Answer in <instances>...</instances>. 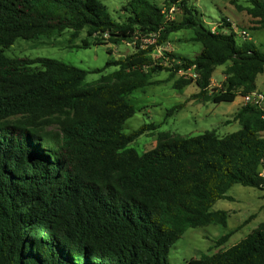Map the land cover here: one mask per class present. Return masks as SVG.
Instances as JSON below:
<instances>
[{
    "label": "trees",
    "instance_id": "16d2710c",
    "mask_svg": "<svg viewBox=\"0 0 264 264\" xmlns=\"http://www.w3.org/2000/svg\"><path fill=\"white\" fill-rule=\"evenodd\" d=\"M247 2L252 28L264 29V0ZM166 3L183 9V18H168L154 0H129L122 21L102 0H0V264H171L170 249L188 228L227 226L228 211L213 205L233 200L234 184L264 190V107L255 104L238 110L242 128L224 136L163 131L143 153L130 146L160 126L124 130L136 112L129 95L161 82L152 74L168 71L174 88L195 83L193 98L221 102L253 91L264 72V50L238 39L229 18L213 30L188 0ZM182 29H193L199 53L152 54ZM66 30L71 41L86 31L79 47L125 40L135 49L108 60L117 69L91 83L90 71L75 64L4 52L18 38ZM157 32L155 44H142ZM226 63V78L213 92L214 70ZM189 70L197 77L179 75ZM188 264H264V221Z\"/></svg>",
    "mask_w": 264,
    "mask_h": 264
},
{
    "label": "rangeland",
    "instance_id": "374dc122",
    "mask_svg": "<svg viewBox=\"0 0 264 264\" xmlns=\"http://www.w3.org/2000/svg\"><path fill=\"white\" fill-rule=\"evenodd\" d=\"M108 7L114 20L122 21L127 13L122 9L129 0H102ZM163 6L166 16L170 19L181 20L184 10L176 5L169 6L167 0H154ZM202 13L203 19L213 30H220L223 25L222 17H227L235 27L238 39L243 38L240 33L247 30L250 38L258 47L264 50V29H253V17L247 12V0H188ZM193 29H182L170 34L169 40L154 49V56L162 55L166 50L176 53L195 56L202 49L201 42L191 39ZM70 30L52 38L39 37L32 39L18 38L4 52L9 56L20 57H51L61 61L75 64L89 70L86 82L97 81L102 74L117 69V66H106L108 60H115L132 53L135 49L133 42L122 41L115 43L91 44L89 47L76 46L87 36L82 31L75 40H70ZM229 63L215 68L210 90L218 91L226 78V69ZM104 68L101 72L95 71ZM168 71L154 73L152 81H161L148 85L144 89L135 90L129 95V100L135 105L136 112L125 123L124 130L132 132L145 124H160L150 132L141 135L130 146L135 147L140 153L153 148L158 142L160 132L168 131L173 135H198L207 130H214L219 136L237 131L242 128L241 122L236 118V113L246 103L240 92L234 101H203L193 98L199 92L195 83H190L184 88L173 87V80H168ZM181 75V73H179ZM264 96V72L260 73L256 85L250 93ZM182 103L171 115H167L170 108ZM264 107V100L261 104ZM264 134V131H262ZM228 194L233 200L223 198L218 200L214 209H225L229 213L226 227L211 224L188 228L170 249L171 264H188L192 258L216 253L239 242L251 233L264 221V190L241 183L234 184ZM232 231L231 237L219 245L218 238L222 234Z\"/></svg>",
    "mask_w": 264,
    "mask_h": 264
},
{
    "label": "built area",
    "instance_id": "2783aa9c",
    "mask_svg": "<svg viewBox=\"0 0 264 264\" xmlns=\"http://www.w3.org/2000/svg\"><path fill=\"white\" fill-rule=\"evenodd\" d=\"M240 35L246 39V38H250L249 34H248V31L247 30H242ZM158 36H159V32L157 33H152V34H149V35H146V36H143L141 38V41H142V44L143 45H147V44H155L157 39H158ZM137 39V37L135 38ZM159 46L161 45H158L156 48H158ZM181 74H189L193 77H197V74L193 71V70H189V71H180ZM243 100L246 104L248 103H251V104H255L256 106H259V107H262L261 104L264 100V96L261 95V94H258V93H248L246 95H243ZM262 175L264 176V171L262 172Z\"/></svg>",
    "mask_w": 264,
    "mask_h": 264
}]
</instances>
